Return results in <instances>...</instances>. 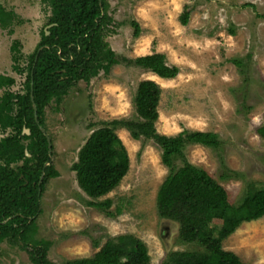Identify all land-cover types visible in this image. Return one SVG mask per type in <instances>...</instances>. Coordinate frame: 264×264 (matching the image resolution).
<instances>
[{
    "label": "rangeland",
    "instance_id": "rangeland-1",
    "mask_svg": "<svg viewBox=\"0 0 264 264\" xmlns=\"http://www.w3.org/2000/svg\"><path fill=\"white\" fill-rule=\"evenodd\" d=\"M0 5L16 15L9 27L0 26V74L14 79L11 86L0 88L1 95L5 89H23L25 72L11 68V42H20L18 63L23 68L49 8L40 0H0ZM184 5L189 15L182 25L178 17ZM105 10L110 19L103 38L117 56L131 59L161 52L178 73L160 78L120 61L107 75L79 80L60 103L47 105L43 130L57 175L43 186L31 237L49 241L50 264H67L91 256L106 238L129 233L145 243L150 264H161L169 251L199 250L200 245L182 241L176 223L157 214L156 191L168 173L160 148L149 139H132L125 127H117L129 167L115 187L95 200L79 188L72 164L92 130L112 119L135 116L136 86L149 79L161 89L154 124L158 133L175 135L186 129L217 134L218 149L189 144L184 155L226 189L231 204L240 202L248 186H261L264 139L256 128L264 124V0H105ZM133 19L141 28L136 37L129 23ZM248 55L244 67L232 61ZM241 72L249 76L246 83ZM9 131H0V137ZM226 169L236 176L221 179ZM104 199L110 200L105 209L88 204ZM221 245L247 264H264V216L241 223ZM0 264L31 263L19 244L4 240Z\"/></svg>",
    "mask_w": 264,
    "mask_h": 264
},
{
    "label": "trees",
    "instance_id": "trees-1",
    "mask_svg": "<svg viewBox=\"0 0 264 264\" xmlns=\"http://www.w3.org/2000/svg\"><path fill=\"white\" fill-rule=\"evenodd\" d=\"M40 1L48 6L49 16L23 68L18 63L20 42L14 39L9 46L11 68L25 72L23 89H5L0 95V131L10 129L0 137V244L4 240L19 244L31 264H50L49 241L31 237L40 213L43 186L48 178L57 175L50 164L47 138L41 131L46 129L45 108L52 102L60 103L79 80L88 82L100 73L107 75L120 61L167 79L173 78L178 68L167 64L161 52L131 59L117 56L103 38L110 19L105 0ZM188 15L189 8L184 5L178 17L182 25L187 23ZM14 19V12L0 5V26L9 27ZM129 23L133 36H138L141 28L137 21ZM248 60L249 55L232 59L237 67H244ZM241 74L243 83L250 80L245 72ZM13 83L12 77L0 74V88ZM160 92L153 80L139 81L133 96L135 116L109 120L90 132L71 167L79 188L95 200L120 182L128 170L129 158L115 129L125 127L132 139L153 141L160 148L161 163L168 169L156 191L158 216L176 223L182 241L200 245L199 250L169 251L161 264H247L232 251L224 250L221 242L241 223L264 216V183L248 186L240 202L231 204L226 189L184 155V147L189 144L218 149L217 134L186 129L175 135L158 133L154 124ZM256 132L264 139V124ZM178 160L180 164L176 165ZM232 175L236 173L226 169L220 178ZM94 200L88 204L98 209L110 205L109 199ZM94 246H98L97 241ZM67 264H150V257L142 240L123 233L106 238L91 256L69 260Z\"/></svg>",
    "mask_w": 264,
    "mask_h": 264
},
{
    "label": "water",
    "instance_id": "water-1",
    "mask_svg": "<svg viewBox=\"0 0 264 264\" xmlns=\"http://www.w3.org/2000/svg\"><path fill=\"white\" fill-rule=\"evenodd\" d=\"M33 109H34V106H33ZM41 131L45 134V132H44V130L41 128ZM24 132L25 133H28V130H24ZM45 136H46V138H47V146H48V153H49V151H50V143H49V139H48V137H47V135L45 134ZM50 155V154H49ZM41 179H42V175H40V177H39V182L41 181Z\"/></svg>",
    "mask_w": 264,
    "mask_h": 264
}]
</instances>
